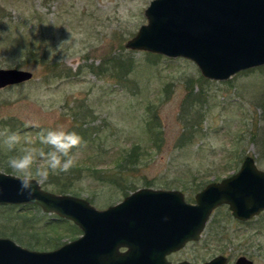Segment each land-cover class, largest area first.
Here are the masks:
<instances>
[{
	"label": "rangeland",
	"instance_id": "rangeland-1",
	"mask_svg": "<svg viewBox=\"0 0 264 264\" xmlns=\"http://www.w3.org/2000/svg\"><path fill=\"white\" fill-rule=\"evenodd\" d=\"M150 1L0 0V69L31 73L26 82L0 88V129L19 132L18 147H41L39 128L69 131L73 114L93 129L76 152L81 173L51 178L41 189L80 197L97 210L141 187L175 189L193 203L195 192L233 174L245 155L264 170V64L212 81L188 59L126 49L146 22ZM113 58L132 63L124 78L112 77L107 62ZM187 87L195 100L201 92L189 110ZM147 119L159 126L156 141ZM132 147L140 148L138 161L117 164ZM8 155L0 147V173L15 175ZM106 173L117 182L104 179ZM228 209L216 207L196 242L167 254V261L202 263L220 254L227 264L240 255L264 264V211L244 222ZM58 218L37 205L0 207V238L26 249L29 239L30 250L58 248L80 234Z\"/></svg>",
	"mask_w": 264,
	"mask_h": 264
},
{
	"label": "water",
	"instance_id": "water-1",
	"mask_svg": "<svg viewBox=\"0 0 264 264\" xmlns=\"http://www.w3.org/2000/svg\"><path fill=\"white\" fill-rule=\"evenodd\" d=\"M143 10L146 22L125 42L126 49L188 59L212 81L264 64V0H152ZM30 77V71L0 69V88ZM19 187L14 175L0 173V206L37 205L69 220L80 234L48 251L0 238V264H172L165 256L196 242L216 207L227 206L240 221L264 211V170L247 155L233 174L195 192L193 203L175 189L141 187L97 210L80 197L53 194L40 185L34 202L19 195ZM225 263L217 254L197 264ZM232 264L252 260L240 255Z\"/></svg>",
	"mask_w": 264,
	"mask_h": 264
},
{
	"label": "clouds",
	"instance_id": "clouds-1",
	"mask_svg": "<svg viewBox=\"0 0 264 264\" xmlns=\"http://www.w3.org/2000/svg\"><path fill=\"white\" fill-rule=\"evenodd\" d=\"M35 127L39 128L38 125ZM37 137L42 147H18L21 145L19 132L0 129V147L10 154L7 167L20 183L18 194L26 195L34 202L38 200L36 194L40 183L47 182L51 175L68 173L77 163L76 152L83 146L77 132L63 128H39Z\"/></svg>",
	"mask_w": 264,
	"mask_h": 264
},
{
	"label": "trees",
	"instance_id": "trees-1",
	"mask_svg": "<svg viewBox=\"0 0 264 264\" xmlns=\"http://www.w3.org/2000/svg\"><path fill=\"white\" fill-rule=\"evenodd\" d=\"M150 56H154V57L158 56L159 57L158 54L150 55ZM125 60L122 62V61H118L115 58H113V59H111L110 61L107 62V65H111L112 66V69H113V70H111V75L113 74L112 77L116 76L115 77L116 79H121V78H124V76L128 75V73L131 71L132 63H130V61H127V60H126L127 61L126 62ZM102 67H98L96 69V73L97 74H100L102 72ZM113 72H115V73H113ZM63 73H65V74H63L64 76H68L69 73H70V70L69 69L65 70ZM60 74H62V73H60ZM186 90L188 92V95L185 96L184 102L186 103L185 108L187 107L188 110H189L190 107H193L195 105V101H198L199 99H201V97H199V98L197 97V96H199L201 94V92L199 93V95L196 96V100H195L194 99L195 97L192 98V96H190L191 95L190 89L187 87ZM72 119H73V122L68 127V129H69V131L77 132L82 137V139L85 138L86 134L88 136V135H90V132L93 131V129L89 128L87 125L86 126L84 125L86 123L85 121L84 122L83 121H79L77 115L75 116V114H73ZM147 121H149V119L146 120V123H147L146 125L148 126L147 127V132H148L147 134H149V136H151L153 138V140L156 141V139H159V137H160L159 136V128H158L159 126H155L156 125V120H155V122H153L154 124H152V122L148 123ZM87 124H89V123H87ZM187 135L190 136V132L187 133ZM37 142L39 143L38 137H37ZM139 149H140L139 147H132V149L128 150V152H126V154H123L121 156L119 155L118 158H117L118 162H116V163L118 164V163L121 162V163H126L128 165V164H133L134 162L138 161V155L140 154L139 153L140 152ZM73 170H74L75 173H76V171L81 173V168H78V165H75L66 174L65 173H61L59 175H51L49 177L48 181H50L51 178H56V179H58L60 181H63L62 179L65 180L66 178L69 179L68 175L69 174H73L74 173V172H72ZM106 175H107V173L105 174V178L104 179H106L108 181L110 176L109 175L106 176ZM58 180H56V181H58ZM112 181L117 182V181H115V179L112 180ZM50 183H52V182H50ZM67 185H68V183L62 184L60 186L61 188H60L59 192H65L64 190H66L68 188V187H66ZM0 207H2V208L3 207H11V205L10 206L9 205L8 206L3 205V206H0ZM57 221L66 222L65 220L60 219V218H58ZM55 223H57V222H53V224H55ZM69 225H70L69 231L71 232V234H77L78 233V229L76 228V226L71 225V224H69ZM27 240L28 241H26V243H24V244L29 246V248H33L31 242H29V239H27ZM47 242L48 241H45V240L42 241L43 245H47L48 244Z\"/></svg>",
	"mask_w": 264,
	"mask_h": 264
},
{
	"label": "flooded vegetation",
	"instance_id": "flooded-vegetation-1",
	"mask_svg": "<svg viewBox=\"0 0 264 264\" xmlns=\"http://www.w3.org/2000/svg\"><path fill=\"white\" fill-rule=\"evenodd\" d=\"M9 86V85H8ZM8 86H6V87H8ZM5 88V87H4ZM241 166V165H240ZM240 166L238 167V168H236L234 171H236V170H238L239 168H240ZM248 220V219H247ZM244 222H246V221H244ZM223 256V255H222ZM225 257V256H224ZM226 258V257H225ZM208 260V259H207ZM226 260H227V258H226ZM177 261H175V263H176ZM180 262V261H179ZM205 262H207V261H205ZM175 263H172V264H175ZM197 263H199V262H197ZM197 263H193V264H197ZM202 263H204V262H202ZM227 263H228V260H227ZM227 263H225V264H227Z\"/></svg>",
	"mask_w": 264,
	"mask_h": 264
}]
</instances>
